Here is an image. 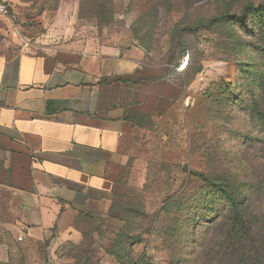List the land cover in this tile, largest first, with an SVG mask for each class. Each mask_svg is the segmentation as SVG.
I'll use <instances>...</instances> for the list:
<instances>
[{
    "label": "rangeland",
    "instance_id": "374dc122",
    "mask_svg": "<svg viewBox=\"0 0 264 264\" xmlns=\"http://www.w3.org/2000/svg\"><path fill=\"white\" fill-rule=\"evenodd\" d=\"M0 1L14 9L20 42L36 44L63 7V17L77 12L80 26L107 53L137 49L145 69L162 80L160 95L137 115L143 149L126 151L112 221L88 223L76 241L47 251L45 264H264V100L250 114L264 84L261 59L248 47L238 51L232 32L197 28L228 5L238 13L264 0ZM236 29L250 39L251 25ZM185 58L189 64L182 72L175 66ZM196 67L202 70L193 77ZM195 173L209 178L203 181ZM222 180L242 187L251 226L232 251L228 224L222 222L226 201L208 186ZM175 196L177 205L163 212ZM12 199L0 187V264H42L35 261L38 251L54 237L42 243L29 239L24 207ZM130 221L133 228H124ZM122 232L136 238L116 244Z\"/></svg>",
    "mask_w": 264,
    "mask_h": 264
},
{
    "label": "crops",
    "instance_id": "0c3cea01",
    "mask_svg": "<svg viewBox=\"0 0 264 264\" xmlns=\"http://www.w3.org/2000/svg\"><path fill=\"white\" fill-rule=\"evenodd\" d=\"M13 10L0 14V187L24 207L29 239L54 237L45 264L88 223L112 221L126 151L143 149L137 115L162 80L137 49L107 53L63 7L36 44L20 42Z\"/></svg>",
    "mask_w": 264,
    "mask_h": 264
},
{
    "label": "trees",
    "instance_id": "16d2710c",
    "mask_svg": "<svg viewBox=\"0 0 264 264\" xmlns=\"http://www.w3.org/2000/svg\"><path fill=\"white\" fill-rule=\"evenodd\" d=\"M229 6L230 5L227 6L226 11H224L222 14L213 17L208 21H202L200 24L197 25V28L207 27L208 30H214L215 28H218L232 32L230 33L232 36L236 34L237 40L235 41V43L234 41L232 42L233 46L238 47V51L246 49V47L255 51V53L258 54L261 59L259 67L260 69L264 70V3L256 4L254 2H250L244 7L243 10L239 11L238 13H232L230 11ZM238 25L242 28L244 27V29L246 28V26L248 28V26L251 25L252 29L249 31L250 39L248 41H246L245 38L241 37L240 33L236 29V26ZM197 28L192 27L190 28V30L195 31L197 30ZM178 47H180V45H178ZM184 53L185 52L181 50V52H179V57L180 55L183 56ZM179 65L180 64L176 65L175 68L178 69ZM201 70V67H196V69H192L191 73L193 74V77H195L199 72H201ZM159 79L161 80V78ZM262 82L264 83V78ZM182 87L183 86H181L180 88ZM260 94L262 95L258 98ZM258 96L256 97L257 99H255L256 101H254V105L250 109V114L252 116L254 115L256 107H259V103L261 102V100H264V84L261 85V90ZM200 174L198 175L195 173L194 176H196L197 178H201L203 181H207V178L209 177L202 173ZM208 186L212 188L213 192H216L222 200L226 201L227 209L223 215L222 222L228 224L227 241L230 245V251H232L234 248H236L238 241L241 240L244 235L248 234L251 231V226L245 217L244 207L246 206V202L243 197V192L241 190L242 187L228 185L224 180L218 182H208ZM176 197L178 196L171 197L167 202H165L164 207L162 209L163 212L166 208L169 207V205L173 206L176 204ZM222 222L217 224V226H222ZM135 224V222L131 221L125 222L124 228L132 229ZM135 238L136 237H134L133 235L122 232L118 234L116 244L119 243V241L128 244L129 242H132V240ZM136 243H139V241H137ZM120 244L123 245V243ZM135 264H140V262H136Z\"/></svg>",
    "mask_w": 264,
    "mask_h": 264
},
{
    "label": "built area",
    "instance_id": "2783aa9c",
    "mask_svg": "<svg viewBox=\"0 0 264 264\" xmlns=\"http://www.w3.org/2000/svg\"><path fill=\"white\" fill-rule=\"evenodd\" d=\"M7 10H8V7H7L6 4H4V3L0 4V14L1 15L6 14ZM187 66H188V58H185L184 61L182 62V64L180 65V67H179V71L185 70L187 68ZM19 240L21 241L22 238H20Z\"/></svg>",
    "mask_w": 264,
    "mask_h": 264
}]
</instances>
